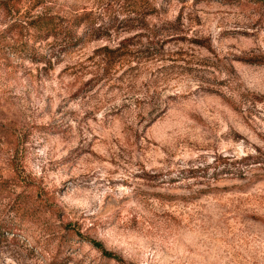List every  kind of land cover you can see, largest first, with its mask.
<instances>
[{
  "label": "rangeland",
  "instance_id": "374dc122",
  "mask_svg": "<svg viewBox=\"0 0 264 264\" xmlns=\"http://www.w3.org/2000/svg\"><path fill=\"white\" fill-rule=\"evenodd\" d=\"M0 228V264H264V0H0Z\"/></svg>",
  "mask_w": 264,
  "mask_h": 264
},
{
  "label": "trees",
  "instance_id": "16d2710c",
  "mask_svg": "<svg viewBox=\"0 0 264 264\" xmlns=\"http://www.w3.org/2000/svg\"><path fill=\"white\" fill-rule=\"evenodd\" d=\"M89 21L87 15L77 16L72 19H65L60 17H46L41 18L35 23V32H38V40L46 41L50 38H62L64 41L71 42L78 39L77 29ZM79 42V39L78 41ZM124 42H122L123 44ZM122 44L113 52L107 47L102 49L103 54L115 53L121 50ZM4 228V227H3ZM1 230V228H0ZM2 233L0 232V235Z\"/></svg>",
  "mask_w": 264,
  "mask_h": 264
}]
</instances>
